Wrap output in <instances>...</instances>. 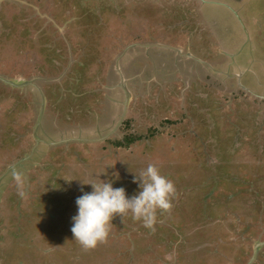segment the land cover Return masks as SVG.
<instances>
[{
    "label": "rangeland",
    "instance_id": "obj_1",
    "mask_svg": "<svg viewBox=\"0 0 264 264\" xmlns=\"http://www.w3.org/2000/svg\"><path fill=\"white\" fill-rule=\"evenodd\" d=\"M260 69L264 0H0V177L32 153L43 96L51 142L0 185V264H264V246L250 263L264 241V100L242 92ZM149 164L175 183L172 209L152 229L117 215L85 249L71 231L82 182L131 196Z\"/></svg>",
    "mask_w": 264,
    "mask_h": 264
},
{
    "label": "clouds",
    "instance_id": "obj_2",
    "mask_svg": "<svg viewBox=\"0 0 264 264\" xmlns=\"http://www.w3.org/2000/svg\"><path fill=\"white\" fill-rule=\"evenodd\" d=\"M115 175L118 179L119 174ZM16 179L21 181L19 175ZM100 181L82 182V185H91L92 190L85 191L82 187V195L76 199L78 211L72 218L71 231L85 249L107 241L112 220L117 215L124 217L130 212L134 219L142 220L146 228L152 229L157 222V211H170L177 194L175 183L163 175L156 164H149L139 175H134L138 190L131 196L124 187H114L110 178Z\"/></svg>",
    "mask_w": 264,
    "mask_h": 264
},
{
    "label": "water",
    "instance_id": "obj_3",
    "mask_svg": "<svg viewBox=\"0 0 264 264\" xmlns=\"http://www.w3.org/2000/svg\"><path fill=\"white\" fill-rule=\"evenodd\" d=\"M225 5L228 6V4H226V3H225ZM231 10H232L233 12H235V14L239 15V11L236 10L235 8H231ZM247 32H248V29H247ZM134 45H142V46H146V47L149 46L148 44H143V43H137V44H134ZM153 45H158V44H153ZM159 45H161V46H165V47H168V48H170V49H174V50L178 51V53H181V52H182L181 49H179V48H175V47H173V46H169V45H165V44H159ZM131 47H133V45H129L125 50H129V49H131ZM182 54H183V53H182ZM187 54L191 55L190 53H187ZM231 55L233 56L234 54H231ZM195 59H197V61L204 62V61H203L201 58H199V57H195ZM9 83L11 84L12 82L9 80ZM26 83H28V82L22 83V84H20V85L23 86V85L26 84ZM243 87H245V89L248 90V87H246V86H244V85H243ZM128 97H129V91L127 90V100H128ZM263 97H264V96H263ZM45 103H46V100H45V98H44V96H43L41 113H40V116H39V118H38V120H37V123H36L35 129H34V137H35V139H36V144H35V146H34V149H33L32 153L29 154V155H27V156H25L24 158L20 159L19 161H17V162L14 163L13 165H11V166L7 169V171H6V172L0 177V185L3 184V180H4L8 175H10V174H16L18 168H20V167H24V165H25V161L28 160V159H30V158L33 156V153H35V151L38 149L39 145H40L42 142L45 141L44 139H42V138L39 136V128H40V126H41V124H42V119H43V115H44V111H45ZM126 105H128L127 102H126ZM125 114H126V111H125V113H124V115H123V117H122V120H123V118L125 117ZM122 120H121V121H122ZM121 121H120V123H121ZM64 141H65V140H64ZM45 142H47V143H51V142H48V141H45ZM61 142H63V141H62V140H59V141H55L54 143H55V144H58V143H61ZM52 143H53V142H52ZM262 246H264V241L257 242V244H256V249H255V255L252 257L250 263L254 261V259L256 258L257 254H258V252H259L260 247H262Z\"/></svg>",
    "mask_w": 264,
    "mask_h": 264
},
{
    "label": "flooded vegetation",
    "instance_id": "obj_4",
    "mask_svg": "<svg viewBox=\"0 0 264 264\" xmlns=\"http://www.w3.org/2000/svg\"><path fill=\"white\" fill-rule=\"evenodd\" d=\"M245 7V6H244ZM228 9V8H227ZM229 11L231 10V9H228ZM233 12V11H232ZM234 13V12H233ZM235 14V13H234ZM216 23H217V21H216ZM131 49H132V47H131ZM164 49V48H163ZM128 52L129 51H127V54H128ZM175 52V51H174ZM176 53H178V51H176ZM126 54V53H125ZM126 54V55H127ZM179 54V53H178ZM223 60V59H222ZM221 60V61H222ZM232 62V61H231ZM218 63H220V62H218ZM237 65L238 64H236V63H234L233 62V64H231L230 63V65L229 66H227V67H221V63L219 64V67H221V68H223V69H228L229 71L231 70H233L232 68H234V67H236L237 68ZM194 68H197L196 66H193V68H192V70L194 69ZM239 68V67H238ZM252 69V67L251 66H247L246 67V69H244L246 72L247 71H250ZM261 70V74L260 73H258V72H256L257 74H255V77L252 79V81H251V84H246V86H248V90L246 89V91L244 90V91H242V92H246L247 94H252V95H255L254 97H256V98H258V99H260L261 101H263L264 100V97L262 96V95H264V73H263V70L262 69H260ZM225 71V70H224ZM223 70H220V72H224ZM224 73H227V72H224ZM245 76V75H244ZM235 78V80H236V78L237 77H229V78H227V80L229 81V80H232V79H234ZM227 81V82H228ZM237 81V80H236ZM233 82H235V81H233ZM227 86H229L230 88H231V90H232V86L231 85H229V83H228V85ZM226 86V87H227ZM124 87V86H123ZM122 86H120V88H123ZM258 88V89H257ZM255 89V90H254ZM114 93H115V91H117V88H114L113 90H112ZM241 91V90H240ZM126 98V97H125ZM112 112V111H111ZM110 112V113H111ZM1 191V190H0Z\"/></svg>",
    "mask_w": 264,
    "mask_h": 264
},
{
    "label": "trees",
    "instance_id": "obj_5",
    "mask_svg": "<svg viewBox=\"0 0 264 264\" xmlns=\"http://www.w3.org/2000/svg\"><path fill=\"white\" fill-rule=\"evenodd\" d=\"M81 13V17H82V19H83V13L82 12H80ZM82 21V20H81ZM80 21V22H81ZM81 24V23H80ZM82 24L84 25V22H82ZM99 26V25H98ZM82 28V27H81ZM94 46V45H93ZM81 78H83V77H81ZM135 137L134 136H132V135H126L125 136V139L124 140H126V141H121V140H119V141H117V143H116V145H124V146H128L129 144H131V143H133L134 141H135ZM12 175H10V177H11ZM8 179V178H7ZM207 180H208V178H207ZM198 196H199V194H198ZM216 197V196H215ZM215 197H214V199H215ZM228 197H230V196H228ZM200 199L201 200H203L205 203H207V204H211V203H209L208 202V200L207 199H205L202 195H200ZM228 201H230V203L228 202ZM231 201L232 200H229V198H227L226 200H225V203H229V204H231L232 205V203H231ZM214 203V202H213ZM224 207V208H226V206H225V204L223 205V204H221L220 205V202H215V204H214V206L212 207V209H211V211H212V213H213V211L215 212L216 210H219V208L220 207ZM198 217H201L199 214H198V216H197V219H198ZM206 215H203L202 217H201V220H203L204 222H205V220H206ZM208 222V221H207ZM208 224H209V222H208ZM208 224H205L204 223V226H206L207 227V225ZM15 252V251H14ZM17 254H19V253H17ZM17 254L16 255H14V258H16L17 257ZM202 260V259H201Z\"/></svg>",
    "mask_w": 264,
    "mask_h": 264
},
{
    "label": "crops",
    "instance_id": "obj_6",
    "mask_svg": "<svg viewBox=\"0 0 264 264\" xmlns=\"http://www.w3.org/2000/svg\"><path fill=\"white\" fill-rule=\"evenodd\" d=\"M225 46V45H224ZM224 49L226 50V51H224V53H230V52H228V50L224 47ZM223 51V50H222ZM230 54H233V53H230ZM223 55H225V54H223ZM216 65H219V63H217ZM214 66V65H213ZM264 96V95H263ZM39 134H40V131H39ZM47 143V142H46ZM43 144L41 143L40 145H39V147H38V150L39 151H42V149L40 148L41 146H42ZM33 158V157H32ZM25 162H27V160L25 161ZM25 166V165H24ZM22 168V167H21Z\"/></svg>",
    "mask_w": 264,
    "mask_h": 264
}]
</instances>
